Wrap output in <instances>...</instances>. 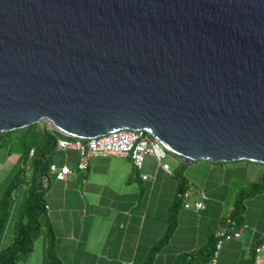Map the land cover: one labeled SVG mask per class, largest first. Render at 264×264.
Instances as JSON below:
<instances>
[{
  "label": "water",
  "instance_id": "1",
  "mask_svg": "<svg viewBox=\"0 0 264 264\" xmlns=\"http://www.w3.org/2000/svg\"><path fill=\"white\" fill-rule=\"evenodd\" d=\"M39 121L264 164V0H0V132Z\"/></svg>",
  "mask_w": 264,
  "mask_h": 264
},
{
  "label": "crops",
  "instance_id": "2",
  "mask_svg": "<svg viewBox=\"0 0 264 264\" xmlns=\"http://www.w3.org/2000/svg\"><path fill=\"white\" fill-rule=\"evenodd\" d=\"M86 159V168L78 170L75 166L78 155L73 149H54L47 157L48 163L69 168L62 180L47 172L48 186L43 193L52 246L59 255L56 259L63 264H145L151 247L164 236L169 207L175 200L177 179L173 168L168 166L169 171H164L151 155L144 156L140 169H135L126 156L87 153ZM213 170L212 165L201 166L197 184L205 198L200 194V199L191 201L188 192L186 201H200L202 207H179L175 226L157 249L151 264H175L182 256L186 260L201 259L200 253H197L199 256L192 253L197 246L204 247L212 234L208 225L204 228L203 224L200 231L192 227L191 219L194 215L210 216L209 213L213 218L219 210L218 200L223 196L219 190L222 192L227 187L222 181L231 183V175L225 180L230 169ZM140 174L146 178L142 179ZM210 175H215V180L209 182ZM183 176L191 188L189 171L185 169ZM228 194L229 188H226L225 201ZM263 205L264 201H260L252 229L239 227L238 238L222 243L216 264H250L251 248L264 236V214L261 218L260 210ZM37 238L30 250L36 252L34 260L19 264L50 263L45 230Z\"/></svg>",
  "mask_w": 264,
  "mask_h": 264
},
{
  "label": "trees",
  "instance_id": "3",
  "mask_svg": "<svg viewBox=\"0 0 264 264\" xmlns=\"http://www.w3.org/2000/svg\"><path fill=\"white\" fill-rule=\"evenodd\" d=\"M30 129L34 130L36 134L37 144L36 146L24 145L25 149L18 156V165L16 167V170L10 177L9 182L7 183L3 191L2 198L0 199V264H16L19 258L26 257L32 248L33 241L40 235L42 229L45 230L48 241L51 242L52 240L51 231L49 229L45 216L44 202L42 198L43 193L48 186V180L46 175L48 172L49 165L47 161L48 151L54 150V145L57 138L70 139V137L58 133L49 123L45 121H39L19 128V130L23 131H28ZM10 132L11 131L0 132V145L7 143L10 136ZM22 139L23 136H21L20 140ZM30 149L32 150L31 154H29ZM178 160V165L173 168L174 177L177 179L175 200L171 202L169 207L165 233L164 236L151 247L150 251L148 252V257L145 261V264H151L152 257L157 252V249L163 242L167 240L168 236L170 235L171 231L175 226V216L177 209L180 206L183 207V198L181 197V193L184 190H187L189 184L185 181V178L181 172H183L186 164L188 163L183 162L179 158ZM231 162H237L241 164L250 163L264 167V164L249 161ZM42 175L45 176L44 182H40V177ZM16 188H18L19 190H24L23 200L20 208L21 211L18 213L19 215L15 224V232L10 242L6 245H2L1 237L4 229V223L8 215L4 199L10 197L11 192ZM247 188V191L243 192L242 190H239L235 193L232 208L229 212L230 214L235 210V207L238 206L241 197L248 196L264 188V172H260V175L256 181L249 182ZM229 213L225 217H228L233 220L236 226V219H234L233 217L231 218ZM22 218L23 221H21ZM224 218H222V220ZM213 241L214 239L212 236L209 244V249H204L203 252H200L201 259L198 260V262H202L201 264L207 261L209 253L213 246ZM54 261L59 264V261Z\"/></svg>",
  "mask_w": 264,
  "mask_h": 264
},
{
  "label": "rangeland",
  "instance_id": "4",
  "mask_svg": "<svg viewBox=\"0 0 264 264\" xmlns=\"http://www.w3.org/2000/svg\"><path fill=\"white\" fill-rule=\"evenodd\" d=\"M9 135L10 136H9L7 143L0 145V199L2 198L3 191L7 183L9 182L10 177L16 170V167L18 165V156L25 149L24 145L36 146L37 144L36 134L34 130H31V129L28 131L16 129L14 131H11ZM21 136H23L22 140H20ZM51 152H53V150L48 151V156L50 155ZM160 162H165L169 166V168L172 169L178 165L179 160L176 156L166 153V156L163 159H161ZM203 165L204 166L212 165L214 169L213 171H216L217 167L221 169H225V168L230 169V170H227L226 172L225 180H227L228 176L231 175L230 184H228L225 181H222L224 185L225 184L227 185L226 188H229V194L226 196V201L223 199L226 188H224L222 192L219 190L221 194L223 193L222 194L223 196L221 197V199H219L221 195H219V197H216V196L214 197L215 200L219 199L218 200L219 210L218 212L216 211V214L213 215V218L210 217L212 213H209L211 214L210 216L207 215L206 217L199 218V216L194 215L193 218L191 219L190 224L192 225V227H195V228L198 227V231H200L203 224L205 225L204 228H206V226L208 225L209 232L210 234H212L213 231L217 227H220L223 225L222 218H224L230 212V209L232 208L233 200L235 197V193L238 192L239 190H242L243 192L247 191L248 183L256 181L260 175V172L262 171L264 172V167L260 165L250 164V163L241 164L237 162H224V163L215 162L213 164H210L204 160H197V161L188 163L186 164L184 170L186 169V171L187 170L189 171V174L191 175L190 179L193 181V186L191 188H188L190 190V191L188 190V192L190 194L191 198L189 199L191 201L194 199H200V194H202L200 192L201 186L200 184L199 185L197 184L200 181H197V180L200 179L201 166ZM189 166H191L190 169H189ZM181 173L183 175V172ZM208 179H209V182L215 180V175H210ZM203 197L205 198V195H203ZM42 198L44 200L43 196ZM4 200H5L4 203L6 204V210L8 211V215L4 223V229H3V233L1 237L2 245L8 244L15 232L16 220L18 219V215H19L18 213L21 211L20 208H21V203L23 200V192L22 190H19L18 188H16L15 190L11 192L10 197L5 198ZM223 201L224 203L221 207L220 205H221V202ZM260 201H264V188L248 196L241 197L238 203V206L235 207V210L231 214L229 213L230 217L231 218L233 217L237 221L235 227L239 228V227L244 226V228L252 229V226L256 225L255 220L258 215L257 211H258ZM229 203H230V206L228 207ZM179 209L180 208L177 209L176 214ZM260 210L262 212V216H261L262 218L264 214V205L261 207ZM219 213H220V216H218ZM21 221H23V218L21 219ZM187 235H190V234L187 233ZM38 239L39 238L35 239L33 243H36ZM46 241H47L46 242V247H47L46 252H47V258L50 261L49 264H57V262L54 260H57L56 258H58L59 256L58 251L54 248V246H52V242H49L48 240ZM209 244H210V239H207L204 247H202V245L197 246L195 249L197 250V248H200V250L198 252L194 250V252L192 253L193 256L194 255L199 256V254L197 253L203 252L204 249L208 250ZM31 251L30 253L27 254L29 258L27 256L24 258H19L16 264H19L22 261H25L27 263L29 261L34 260L36 252H31ZM185 260H186L185 256H182L176 260L175 264H200L193 257L192 259H187L186 260L187 263L185 262ZM59 264H63V263L60 262Z\"/></svg>",
  "mask_w": 264,
  "mask_h": 264
},
{
  "label": "built area",
  "instance_id": "5",
  "mask_svg": "<svg viewBox=\"0 0 264 264\" xmlns=\"http://www.w3.org/2000/svg\"><path fill=\"white\" fill-rule=\"evenodd\" d=\"M54 149L75 150L78 155V161L75 166L78 170H84L86 168L87 153H93L126 156L135 169H140L145 155H151L161 169L166 172L169 171L168 165L160 162L166 156V151L155 139L145 134L142 130L117 129L88 139L57 138ZM31 151L30 149L29 154H31ZM48 172L52 173L56 180H62L69 173V168L66 165L56 167L54 164L49 163ZM140 177L145 179L146 175L140 174ZM44 180L45 176L42 175L40 182H44ZM188 196L187 190L181 193V197L183 198L182 206L184 208L192 206L194 209H199L202 207L200 201L193 203L186 201ZM239 234L240 229L235 227L234 221L225 217L223 219V225L217 227L212 233L214 239L213 246L207 261L203 264H216L222 243L230 239L238 238ZM250 264H264V236L258 243L252 246Z\"/></svg>",
  "mask_w": 264,
  "mask_h": 264
}]
</instances>
